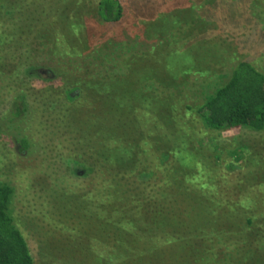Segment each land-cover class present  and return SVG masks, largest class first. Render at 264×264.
<instances>
[{
    "label": "rangeland",
    "instance_id": "obj_1",
    "mask_svg": "<svg viewBox=\"0 0 264 264\" xmlns=\"http://www.w3.org/2000/svg\"><path fill=\"white\" fill-rule=\"evenodd\" d=\"M97 2L0 0V180L35 264H264V131L193 111L264 72V0Z\"/></svg>",
    "mask_w": 264,
    "mask_h": 264
},
{
    "label": "trees",
    "instance_id": "obj_2",
    "mask_svg": "<svg viewBox=\"0 0 264 264\" xmlns=\"http://www.w3.org/2000/svg\"><path fill=\"white\" fill-rule=\"evenodd\" d=\"M96 14L104 23L117 24L124 20L125 7L121 0H98ZM138 31L136 35L139 34ZM73 84L76 83L73 82ZM15 99L22 101V94ZM20 105L12 112V115L18 118L27 114L28 111V108ZM193 111L194 115L200 118L204 128L208 130L222 132L247 128L255 132L264 131V72L258 70L249 61H240L232 71L229 80L205 97L203 103L196 106ZM14 139L22 149L29 151L28 148L32 143L26 137L16 136ZM197 176L196 174L195 177ZM186 179L187 176L184 183L188 184ZM13 198L12 184L6 180H0V264H35L27 239L13 215ZM210 213L215 212L211 210ZM217 218L220 220V227L224 226L226 223L224 219L221 220L219 215ZM125 219L127 218H123L122 221ZM97 220L98 223H96L101 225L102 221ZM178 253L176 259L185 261L184 250Z\"/></svg>",
    "mask_w": 264,
    "mask_h": 264
}]
</instances>
